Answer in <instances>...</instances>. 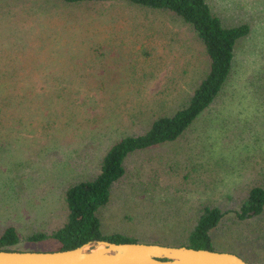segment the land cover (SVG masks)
Segmentation results:
<instances>
[{
	"label": "rangeland",
	"instance_id": "1",
	"mask_svg": "<svg viewBox=\"0 0 264 264\" xmlns=\"http://www.w3.org/2000/svg\"><path fill=\"white\" fill-rule=\"evenodd\" d=\"M208 2L225 25L252 26L231 75L180 139L128 156L102 228L171 241L209 203L224 213L214 244L259 263L264 239L248 241L233 218L248 189L264 187V0ZM208 66L203 43L170 13L0 0V233L59 225L66 188L95 177L114 143L185 105Z\"/></svg>",
	"mask_w": 264,
	"mask_h": 264
},
{
	"label": "trees",
	"instance_id": "2",
	"mask_svg": "<svg viewBox=\"0 0 264 264\" xmlns=\"http://www.w3.org/2000/svg\"><path fill=\"white\" fill-rule=\"evenodd\" d=\"M68 4L80 2H108L114 0H59ZM144 9L170 13L181 18L203 43L209 66L188 99L181 108L171 115L157 117L145 133L132 135L114 143L101 163L100 172L90 180L75 183L64 192L65 217L56 227L20 233L10 226L0 233V250H36L21 245L53 240L57 247L50 250H68L91 240H108L116 243L150 242L171 246H187L226 251L216 246L212 231L224 218L217 206L202 203L196 214L189 220L184 231L172 238L153 239L147 236L127 235L122 232L107 234L103 231L100 212L107 206L116 186L127 173L126 161L129 155L144 152L152 146L180 139L190 125L213 103L233 69L237 45L246 38L252 29L248 22L225 25L216 15L208 0H118ZM132 154V155H134ZM131 155V156H132ZM129 156V157H128ZM168 172V171H166ZM264 214V187L251 186L240 202L233 218L234 225L244 226L239 230L248 241L258 234L264 239V224L258 222ZM171 239V238H170ZM234 252L254 264H264V259L255 263L251 257Z\"/></svg>",
	"mask_w": 264,
	"mask_h": 264
},
{
	"label": "water",
	"instance_id": "3",
	"mask_svg": "<svg viewBox=\"0 0 264 264\" xmlns=\"http://www.w3.org/2000/svg\"><path fill=\"white\" fill-rule=\"evenodd\" d=\"M0 264H254L230 251L91 240L68 250H0Z\"/></svg>",
	"mask_w": 264,
	"mask_h": 264
}]
</instances>
